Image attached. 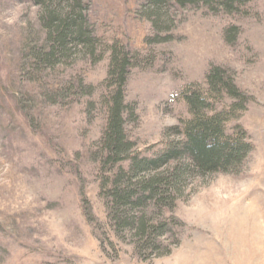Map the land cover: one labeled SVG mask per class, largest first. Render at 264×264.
Segmentation results:
<instances>
[{
    "label": "rangeland",
    "instance_id": "obj_1",
    "mask_svg": "<svg viewBox=\"0 0 264 264\" xmlns=\"http://www.w3.org/2000/svg\"><path fill=\"white\" fill-rule=\"evenodd\" d=\"M53 1L0 0V264H264V0L229 13L168 0L159 30L150 0H77L101 44L118 42L149 60L125 85L135 150L159 144L186 115L170 97L201 82L209 66L229 70L250 98L239 123L253 150L238 172L191 175L172 208L136 209L163 225L147 250L109 219L98 179L106 171L91 155L103 117L85 103L98 101L108 54L91 63L70 46L36 66L37 49L48 50L41 18ZM230 26L238 30L227 42Z\"/></svg>",
    "mask_w": 264,
    "mask_h": 264
},
{
    "label": "trees",
    "instance_id": "obj_2",
    "mask_svg": "<svg viewBox=\"0 0 264 264\" xmlns=\"http://www.w3.org/2000/svg\"><path fill=\"white\" fill-rule=\"evenodd\" d=\"M52 1L32 0L35 4L44 5ZM166 1L150 0L147 5L153 13L149 17L155 29L160 28L157 18L161 4ZM178 1L182 5L189 1L217 6L229 13L240 11L250 0ZM53 3H56V8L45 10L41 18L47 29L48 50L43 47L37 49L34 56L36 66L50 64L54 58L67 55L70 46L81 49L91 63L108 54L106 77L100 83L102 92L98 101L85 103V110L100 112L103 117L100 137L92 143L91 155L106 171L98 179L109 219L117 228L138 237L142 250L151 249L163 225L149 223L145 211L137 215L136 209L145 208L148 204L172 208L173 201L181 194L186 179L191 175L238 172L253 150L246 129L239 123L250 98L238 88L229 70L217 65L209 66L201 82L185 83L178 93L170 97L172 103L183 102L186 115L166 129L159 144L137 151L127 131L128 121L135 122L136 114L133 105L125 101V85L131 69L147 65L149 60L143 62L139 51H129L118 42L101 44L88 30L77 0H55ZM62 3L66 6L63 7ZM237 30L235 26L226 30L227 42L234 40ZM170 37L155 40L167 41ZM99 46H103L102 49ZM87 93L90 91H84ZM122 162L129 163L127 170L122 168ZM111 173L114 174L111 176Z\"/></svg>",
    "mask_w": 264,
    "mask_h": 264
}]
</instances>
